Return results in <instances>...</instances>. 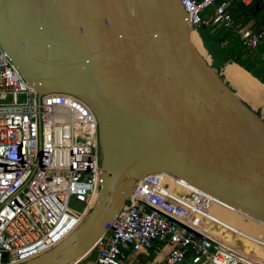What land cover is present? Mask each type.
<instances>
[{
	"label": "water",
	"instance_id": "95a60500",
	"mask_svg": "<svg viewBox=\"0 0 264 264\" xmlns=\"http://www.w3.org/2000/svg\"><path fill=\"white\" fill-rule=\"evenodd\" d=\"M194 30L181 0H0V45L26 81L39 94L78 96L99 123L94 207L62 241L19 264L84 258L150 173L264 221V118L224 80L228 63L202 56Z\"/></svg>",
	"mask_w": 264,
	"mask_h": 264
},
{
	"label": "built area",
	"instance_id": "2783aa9c",
	"mask_svg": "<svg viewBox=\"0 0 264 264\" xmlns=\"http://www.w3.org/2000/svg\"><path fill=\"white\" fill-rule=\"evenodd\" d=\"M229 1L181 0L196 30L231 29L256 50L264 26L238 24ZM102 181L94 112L74 94H39L0 45V264L25 262L62 241L94 207ZM215 199L173 175L145 174L95 248L70 264H136L132 255L166 248V264H245L250 258L230 248L219 230L232 238L248 234L209 211Z\"/></svg>",
	"mask_w": 264,
	"mask_h": 264
},
{
	"label": "trees",
	"instance_id": "16d2710c",
	"mask_svg": "<svg viewBox=\"0 0 264 264\" xmlns=\"http://www.w3.org/2000/svg\"><path fill=\"white\" fill-rule=\"evenodd\" d=\"M229 2V10L238 24L243 25L254 20L255 27L264 26V0H253L249 5H245L240 0H230ZM258 2H260V6L257 5ZM199 34L205 47L212 54L215 65L223 67L228 63L226 65L236 66L242 72L248 70L246 75L249 79L256 81L260 79L264 85V77L254 70V62L259 63V61L263 63L261 66L264 70V61L260 57L259 59L257 58L258 54L255 50H250L244 46L237 32L224 27L203 26L199 29ZM258 48L261 51L264 50L262 43L259 44ZM240 76H242L241 72ZM252 82L245 79L246 85L251 89L255 87V85H252ZM155 252L156 250L154 249L151 254L154 256Z\"/></svg>",
	"mask_w": 264,
	"mask_h": 264
},
{
	"label": "bare ground",
	"instance_id": "6f19581e",
	"mask_svg": "<svg viewBox=\"0 0 264 264\" xmlns=\"http://www.w3.org/2000/svg\"><path fill=\"white\" fill-rule=\"evenodd\" d=\"M191 39L202 56L209 63H212L213 59L204 46L202 39L196 30L192 32ZM222 75L227 84L234 90L226 76L223 73ZM234 92L240 99L244 101L237 91L234 90ZM163 175L169 177V174L167 173H163ZM212 207H210L209 211L212 209V212L217 217L224 220L229 225L231 224L242 232L248 234V238H232L230 234L226 235L225 231L219 230L222 240H224L227 245H230V248L245 255L247 258H250V261L245 264H250V262L252 263L253 261H255V264H264V221L254 218L219 199H215V203L212 205ZM196 221L200 227L203 226L204 219L198 218ZM205 226H207L209 230H214L213 226L208 222L205 223Z\"/></svg>",
	"mask_w": 264,
	"mask_h": 264
},
{
	"label": "rangeland",
	"instance_id": "374dc122",
	"mask_svg": "<svg viewBox=\"0 0 264 264\" xmlns=\"http://www.w3.org/2000/svg\"><path fill=\"white\" fill-rule=\"evenodd\" d=\"M213 10H214V7L212 6L211 8L207 9L204 14L205 15H211ZM262 46L264 47V41L262 42ZM260 48L262 49V47H260ZM257 54H258L257 58L259 59L260 51H257ZM212 62L214 63V61H212ZM254 63L258 67L263 64L261 61H259V63L258 62L257 63L254 62ZM256 70L258 72L261 71L260 68H258ZM236 71H240L242 76H240V72H236ZM222 73L226 76L227 80L232 85L234 90L239 92V94L242 96L244 101L246 103H248L251 107H253V109H256V111L259 114L263 113V116H264V85L259 81H256L254 79H249L246 75V72H242V70H240V68L233 66V65L228 66V71L223 68ZM262 77H263V74H262ZM245 79L248 81H253L252 85H255V87L252 89L249 88L248 85H246V83H245ZM254 89L256 92L254 91ZM241 92H242V94H241ZM243 93H244V95H243ZM73 204L77 207H82L79 202H73ZM93 254H95V251L90 254L88 259H92ZM151 260L152 259H150V261ZM141 262H142L141 264H150V263H147L148 262L147 260L144 261V259H142Z\"/></svg>",
	"mask_w": 264,
	"mask_h": 264
},
{
	"label": "crops",
	"instance_id": "0c3cea01",
	"mask_svg": "<svg viewBox=\"0 0 264 264\" xmlns=\"http://www.w3.org/2000/svg\"><path fill=\"white\" fill-rule=\"evenodd\" d=\"M253 1V0H252ZM252 3V2H251ZM249 5V4H248ZM213 12H214V10H213ZM213 12L211 13V15L213 14ZM211 15H205V17L206 18H208V17H210ZM246 24H248V25H251L255 30H258V29H260V28H262V26L261 27H255L254 26V20H251V21H249L248 23H246ZM264 41V39L261 41V43ZM257 51H260V59L262 60V61H264V55L262 54L263 52H264V50L263 51H261L260 50V48H257L256 50H255V52H257ZM228 66L229 65H226V66H224V69L225 70H227L228 71ZM258 68H260L261 69V71L260 72H258L256 69H258ZM254 70L255 71H257L258 73H260L261 74V76H262V74H263V77H264V70H263V68H262V66L260 65L259 67L257 66V65H255L254 66ZM246 73H248V70H246L245 71ZM258 81L259 82H261L262 84H263V82L262 81H260V79H258ZM254 91H255V89H254ZM256 92V91H255ZM241 94H242V92H241ZM243 95H244V93H243ZM262 110V109H261ZM262 116H263V113L261 114ZM264 117V116H263ZM156 250V252H155V255L153 256L152 254H150V256H146L145 254H143V253H138V254H135V255H132L131 256V260H135V259H137V263L136 264H141L142 262V259H144V261L145 260H147L148 262L147 263H150V264H166L165 263V257H166V253H167V248L166 249H155ZM153 251V250H152ZM152 251H151V253H152ZM150 259H152L151 261H150Z\"/></svg>",
	"mask_w": 264,
	"mask_h": 264
}]
</instances>
